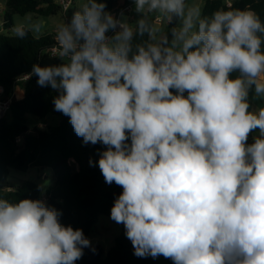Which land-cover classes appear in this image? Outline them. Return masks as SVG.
Masks as SVG:
<instances>
[{
	"label": "clouds",
	"instance_id": "1",
	"mask_svg": "<svg viewBox=\"0 0 264 264\" xmlns=\"http://www.w3.org/2000/svg\"><path fill=\"white\" fill-rule=\"evenodd\" d=\"M132 3L135 21L78 0L55 33L61 62L29 75L85 145L105 146L98 167L123 190L110 218L134 255L264 264V21L236 0L210 13L207 0ZM46 28L29 14L12 32ZM60 216L0 196V264H75L91 242Z\"/></svg>",
	"mask_w": 264,
	"mask_h": 264
},
{
	"label": "trees",
	"instance_id": "2",
	"mask_svg": "<svg viewBox=\"0 0 264 264\" xmlns=\"http://www.w3.org/2000/svg\"><path fill=\"white\" fill-rule=\"evenodd\" d=\"M104 2L106 11L113 15L133 4L132 0ZM249 4L264 21V0H236L235 6L244 8ZM226 5L224 0H207L206 12ZM58 12L60 7L55 0H6L2 25L10 30L14 26L12 16L15 14L51 16ZM71 15L69 12V19ZM54 35L34 38L30 33L20 40L10 32L0 31V86L5 94L12 92L14 78L22 73H31L34 64L47 66L61 62L45 53ZM37 79L31 75L19 90L21 97L12 102L9 113L0 119V196L10 200H44L47 206L61 213V224L82 229L88 238L100 215L110 217L114 200L123 190L114 183H105L98 167L100 153L105 146L99 143L85 145L75 134L69 117L54 110L53 98L58 93L50 87L39 86ZM50 113L58 116L57 124L46 122L43 129L34 127L32 132L29 130L28 115L47 121ZM251 142L252 136L248 143ZM90 160L93 162L91 165ZM29 168L48 169L52 184L43 191L40 184L25 181L9 189L7 179L10 170L25 172ZM75 264H173V261L163 256L134 255L133 245L122 224L121 233L114 239L112 247L107 251L100 244L84 248L82 258Z\"/></svg>",
	"mask_w": 264,
	"mask_h": 264
},
{
	"label": "rangeland",
	"instance_id": "3",
	"mask_svg": "<svg viewBox=\"0 0 264 264\" xmlns=\"http://www.w3.org/2000/svg\"><path fill=\"white\" fill-rule=\"evenodd\" d=\"M58 2V0H55ZM5 2L6 0H0V31L1 32H10L13 34L12 29L15 25L21 23L27 15L20 16V15H13L12 16V22L14 26L9 29H4L2 22H3V14L5 11ZM78 6V0H75L74 6L71 8V13L75 10V8ZM131 13L130 18H128L129 21H135L138 17L137 14L134 12V4H131ZM34 18L35 17H43L47 21V28L40 34H51L56 33L58 25L61 23V18L64 14L61 12H58L55 15L51 16H42V15H36L31 14ZM58 116L54 113H50L47 116V121L39 120L34 118L32 115H28V126L29 130L32 132L34 127L38 129H43L44 127L41 124H57L58 123ZM8 183L7 186L9 189L17 186L22 185L25 181H34L38 184H40L43 187V191L52 184V179L50 175V171L48 169H37V168H29L27 171H14L10 170L9 177L7 179ZM122 230V224H117L114 222L110 217H107L105 215H100L97 218L96 224L93 226L92 231L89 234L88 239L91 242V245L100 244L104 247V250L107 251L110 247L114 245V239L121 233Z\"/></svg>",
	"mask_w": 264,
	"mask_h": 264
},
{
	"label": "built area",
	"instance_id": "4",
	"mask_svg": "<svg viewBox=\"0 0 264 264\" xmlns=\"http://www.w3.org/2000/svg\"><path fill=\"white\" fill-rule=\"evenodd\" d=\"M224 1L226 4L233 2V0H224ZM72 3H73V0H58L57 2V4L60 7V12L62 14H64L65 11L67 10V12L65 13L66 20L69 19V12L71 11ZM131 11H132L131 5H128L124 7L123 9H121L120 11H118L116 14H114V16L119 18L121 13H123L124 16H127L128 18H130ZM156 22L159 23L160 21L157 19ZM111 34L112 33L110 32L109 35ZM45 53L51 58L59 59L55 57V55L57 54V49L55 47V35L53 37V42L49 46H47V48L45 49ZM29 74L30 73L28 72L22 73L14 78L13 89L10 94H5L4 88L0 86V119L5 117L9 113L12 102L21 97L19 90L31 77ZM41 125L44 128L46 126V124H41ZM17 141H20V139L18 138Z\"/></svg>",
	"mask_w": 264,
	"mask_h": 264
},
{
	"label": "crops",
	"instance_id": "5",
	"mask_svg": "<svg viewBox=\"0 0 264 264\" xmlns=\"http://www.w3.org/2000/svg\"><path fill=\"white\" fill-rule=\"evenodd\" d=\"M254 103H259V102H254Z\"/></svg>",
	"mask_w": 264,
	"mask_h": 264
}]
</instances>
